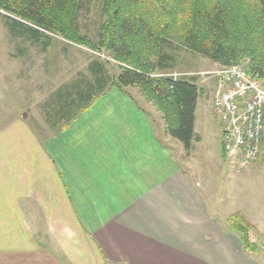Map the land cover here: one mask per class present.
<instances>
[{
	"label": "crops",
	"instance_id": "1",
	"mask_svg": "<svg viewBox=\"0 0 264 264\" xmlns=\"http://www.w3.org/2000/svg\"><path fill=\"white\" fill-rule=\"evenodd\" d=\"M156 119L114 86L50 136L0 129V264H264V221L196 182Z\"/></svg>",
	"mask_w": 264,
	"mask_h": 264
},
{
	"label": "trees",
	"instance_id": "2",
	"mask_svg": "<svg viewBox=\"0 0 264 264\" xmlns=\"http://www.w3.org/2000/svg\"><path fill=\"white\" fill-rule=\"evenodd\" d=\"M90 1L0 0V17L15 37L46 50L52 35L61 36L97 50L105 47L128 65L114 80L106 62L94 59L88 75L52 91L41 106L52 128L66 126L110 87L125 91L138 86L164 113L167 133L190 150L196 136L198 84L167 77L156 82L154 91L147 76L175 67L170 51L186 49L223 64L249 58V74L264 81V0H102L97 44L80 32V14ZM226 224L240 234L246 250L256 251L253 225L245 215L236 212Z\"/></svg>",
	"mask_w": 264,
	"mask_h": 264
},
{
	"label": "rangeland",
	"instance_id": "3",
	"mask_svg": "<svg viewBox=\"0 0 264 264\" xmlns=\"http://www.w3.org/2000/svg\"><path fill=\"white\" fill-rule=\"evenodd\" d=\"M79 20L81 36H87L97 44L103 20L102 0H91L81 12ZM52 36L51 45L44 50L42 44L15 37L0 17V129L14 120H21L38 134L50 136L52 131L43 118L41 106L52 91L83 74L88 75V64L97 58L106 62L114 80L122 68L128 66L126 61L105 47L97 50L61 36ZM170 52L176 58L175 67L165 72L151 69L147 76L152 81L154 91L159 79H167L168 75L174 73L179 79L193 80L198 84L200 95L196 111V136L190 150L179 140L163 135L162 125L167 124L164 113L146 98L138 86L128 87L124 93L139 99L148 111L157 115L155 123L160 138L168 143L178 164L195 181L200 180L204 188L219 193L222 200H232L233 207L254 213L258 217L256 220L264 221V165L253 163L239 168L227 160L223 152L221 122L213 107L214 72L235 64L216 62L186 49ZM236 64L248 67L249 58H243ZM254 232L256 230L251 231V237L255 236ZM252 242L256 245L260 241ZM259 245L264 250V243L260 242Z\"/></svg>",
	"mask_w": 264,
	"mask_h": 264
},
{
	"label": "built area",
	"instance_id": "4",
	"mask_svg": "<svg viewBox=\"0 0 264 264\" xmlns=\"http://www.w3.org/2000/svg\"><path fill=\"white\" fill-rule=\"evenodd\" d=\"M213 107L223 131V152L239 168L264 165V81L235 64L214 72ZM167 77L178 80L177 74Z\"/></svg>",
	"mask_w": 264,
	"mask_h": 264
}]
</instances>
